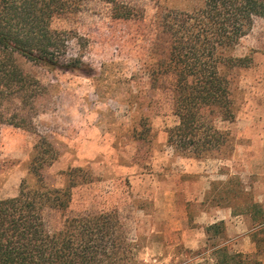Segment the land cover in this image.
<instances>
[{"label": "rangeland", "instance_id": "rangeland-1", "mask_svg": "<svg viewBox=\"0 0 264 264\" xmlns=\"http://www.w3.org/2000/svg\"><path fill=\"white\" fill-rule=\"evenodd\" d=\"M203 2L117 0L134 9L135 17L125 20L105 0H84L76 14L54 19L52 26L67 35L68 57L85 67L49 71L21 61L43 89L34 132L0 124V200L18 196L24 181L34 184L39 143L44 159L57 157L41 171L45 185L66 189L69 172L75 182L67 211H44L52 232L69 217L118 211L132 238L148 239L142 255L148 264H212L205 230L224 222L223 243L256 255L251 219L217 201L232 179L230 187L264 205V18L255 19L235 51L252 63L234 72L235 121L218 123L234 139L229 157L174 152L168 131L179 125L175 80L156 84L150 75L162 18Z\"/></svg>", "mask_w": 264, "mask_h": 264}, {"label": "trees", "instance_id": "trees-1", "mask_svg": "<svg viewBox=\"0 0 264 264\" xmlns=\"http://www.w3.org/2000/svg\"><path fill=\"white\" fill-rule=\"evenodd\" d=\"M83 1L0 0V124L35 131V105L43 85L21 61L49 71L85 67L82 59L68 57L66 33L52 26L54 19L80 11ZM105 1L113 5L117 19L135 17L134 9ZM257 18H264V0H204L193 11L162 18L150 75L156 84L167 77L175 80L179 125L168 131V145L175 153L197 159L232 154L234 139L218 123L236 119L234 72L252 61L235 51ZM44 155L37 143L31 161L34 184L24 181L18 196L0 200V264H148L142 257L148 239L132 238L118 211L69 217L58 231L49 230L45 209L67 211L75 182L70 183L69 172L66 189L45 185L41 171L57 157L48 161ZM230 181L217 202L251 219L257 253L224 244L225 224L219 222L205 230L212 264H264V205L243 189L230 187Z\"/></svg>", "mask_w": 264, "mask_h": 264}]
</instances>
